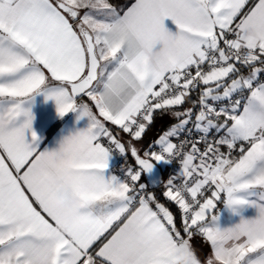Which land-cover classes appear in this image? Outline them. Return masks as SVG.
<instances>
[{
    "label": "snow or ice",
    "instance_id": "obj_1",
    "mask_svg": "<svg viewBox=\"0 0 264 264\" xmlns=\"http://www.w3.org/2000/svg\"><path fill=\"white\" fill-rule=\"evenodd\" d=\"M38 92L87 127L41 149ZM189 100L135 146L157 110ZM161 161H179L162 193L179 225L142 180ZM62 191L80 204L71 217L52 203ZM218 203L256 215L221 228ZM194 233L210 244L203 261ZM184 251L264 264V0H0V264H176Z\"/></svg>",
    "mask_w": 264,
    "mask_h": 264
},
{
    "label": "crops",
    "instance_id": "obj_2",
    "mask_svg": "<svg viewBox=\"0 0 264 264\" xmlns=\"http://www.w3.org/2000/svg\"><path fill=\"white\" fill-rule=\"evenodd\" d=\"M170 23V22H169ZM85 100H88L87 97H84ZM89 103H92L88 100ZM30 110L33 120H32V130L37 133L39 138V143L41 149L47 147L52 148L55 147L58 141L63 137L68 135L70 132H75L77 130H83L88 125V120L86 117H81L79 120L77 119L78 113L69 112L63 117H60L57 113V106L53 99L47 98L46 94L43 92H38L34 94L32 100L27 105ZM180 111V110H178ZM172 112L175 110L169 111L168 115L164 117L176 118ZM23 117L20 119V122H23ZM165 119V118H164ZM59 123L54 130L52 128L53 125ZM165 123V124H164ZM162 123L160 129H158L157 136L160 132L166 130L168 125L165 122ZM112 131L116 134L122 132L118 129L117 126L111 125L108 123L107 125ZM151 124L146 128L147 131L142 134L143 137L147 136L150 132L155 131L154 127H150ZM119 138V135H118ZM157 138V137H156ZM172 141L175 137L171 138ZM226 150V149H225ZM111 163V161H110ZM215 213L218 214L219 220L218 225L221 228H227L235 225L240 222L241 217L245 219L253 218L256 215V210L252 207H245L244 209L239 210L238 213H234L231 209L227 208L223 203H218L217 208L214 210ZM187 238V237H186ZM199 241V240H198ZM196 239H194V235L190 240V243L196 252L199 259L202 261L205 259L207 255L210 254L211 248L210 244L207 243L204 238L200 240L198 243ZM198 243V244H196Z\"/></svg>",
    "mask_w": 264,
    "mask_h": 264
},
{
    "label": "trees",
    "instance_id": "obj_3",
    "mask_svg": "<svg viewBox=\"0 0 264 264\" xmlns=\"http://www.w3.org/2000/svg\"><path fill=\"white\" fill-rule=\"evenodd\" d=\"M111 2L115 3L116 0H111ZM197 96H198V93H193V94H192V100H196V99H197ZM190 106H191V100H189L187 103H185L184 105H182V106H180V107H178V108H173V109H171L170 112H171L172 110H175V111H178V110L183 111V109L188 108V107H190ZM168 113H169V111H167V112H162L161 110H157V111L154 113V118H153V121H152L150 127H154V130H158V129H160L159 124L165 122L166 119H164V118H166V117H164V114L168 115ZM175 120H177V118H173V119H171L170 121L173 122V121H175ZM170 121H166V124H167V125H168V124H171ZM58 124H59V123L53 125L54 127L52 128V130H54V128H55ZM164 124H165V123H164ZM146 131H147V130H146ZM156 137H157V134H156L154 137L150 138V139L148 140V145H147V146H149L150 144L152 145V144L154 143V141L156 140ZM129 156L131 157V154H130V153H129ZM131 161H133V158H132V157H131ZM143 178H144V176H143ZM148 188H149V187H148ZM149 189H150V188H149ZM150 190H151L152 192L155 193V195L157 196V198L159 199V201H160L161 203H163L166 207H168V208L170 209V211H171L172 213H174V216H175L176 222H177V224L179 225V223H180V217H181V212H180V210L178 209V206H177L174 202H170L167 198H165V197L162 195V193H163V191H164L162 187H156V188H153V189H150ZM194 234H195V233H194ZM202 238H203V237H202ZM202 238H201V239H202Z\"/></svg>",
    "mask_w": 264,
    "mask_h": 264
},
{
    "label": "built area",
    "instance_id": "obj_4",
    "mask_svg": "<svg viewBox=\"0 0 264 264\" xmlns=\"http://www.w3.org/2000/svg\"><path fill=\"white\" fill-rule=\"evenodd\" d=\"M188 127L191 128L192 125L189 124ZM198 135H200V134L197 133V132H195V130H193L191 136H188L187 131H185V132H183V133L180 135L179 138L175 137V139L173 140V142L179 144L180 141L183 140V139H185L186 137H187L189 140H194ZM212 135H215V133H214V132H213V133H210V136H212ZM198 147H200V149L203 150V149H204V144L201 143V144L198 145ZM190 149H191V144H189V145L186 147L185 151H190ZM155 150H158V148H156ZM115 161H116V162H115ZM113 162H114V163H113ZM156 163H157V162H156ZM194 163H198V160H197V161H194ZM157 164L161 167V169H162V171H163V180H162V183L160 184V186H158V187H162L163 190H165V189H164V186H163V183L166 182V181L168 180V178H169L171 175H173V174L179 169V161H171V162L161 161V162H158ZM121 165H122V163H121L120 159L117 158V160L113 159V160L111 161L110 167L116 172V174L119 175V174H121V173H119L118 170H119V168H120ZM143 176H144V178H143ZM142 180H143V182L148 186V183H147V180H146V178H145L144 173L142 174ZM178 182H179V181H178ZM148 187H149V186H148ZM149 191L152 192L150 189H149ZM189 199H190V197H189Z\"/></svg>",
    "mask_w": 264,
    "mask_h": 264
},
{
    "label": "clouds",
    "instance_id": "obj_5",
    "mask_svg": "<svg viewBox=\"0 0 264 264\" xmlns=\"http://www.w3.org/2000/svg\"><path fill=\"white\" fill-rule=\"evenodd\" d=\"M57 180L59 181L60 178L58 177ZM60 211L68 217L75 215L80 208V204L78 200L70 195H67L66 192L59 193L52 202ZM192 254L188 251L178 252L176 254V264H191L192 261Z\"/></svg>",
    "mask_w": 264,
    "mask_h": 264
},
{
    "label": "rangeland",
    "instance_id": "obj_6",
    "mask_svg": "<svg viewBox=\"0 0 264 264\" xmlns=\"http://www.w3.org/2000/svg\"><path fill=\"white\" fill-rule=\"evenodd\" d=\"M168 114H169V113H168ZM165 115H166V114H164V116H165ZM165 119H166V121H170L172 118L167 116ZM170 122H171V121H170ZM146 123H147V122H146ZM177 123H178V120H175V121L171 122V124L168 125V127L166 128L165 131L160 132V134L157 136L156 140H157L161 135H163L165 132L169 131V130L172 128V126H173V125H176ZM161 126H162V123L159 124V127H160V128H161ZM147 127H148V126H147ZM157 132H158L157 130L152 131V132H150L147 136H145V137L142 136L140 140H138V141H134L135 146H136L138 149H141V150H147V149L149 148V146H151V144H150L149 146H147V145H148V140H149L150 138L154 137V136L156 135L155 133H157ZM118 135H119V138H120L123 142H125V143L130 139V137H129L127 134H124V133H122V132H120ZM156 140H155V141H156ZM152 145H153V144H152ZM126 147H127V143H126ZM154 150H155V149H154ZM129 153H130V152L127 153L128 163L132 164L133 161H131V157L129 156ZM117 158L120 159V161H121L122 164L124 163V158H123L122 156L118 155V154H117V155H114V156L112 157L111 161H112L113 159L117 160ZM115 162H116V161H115ZM113 163H114V162H113ZM110 164H111V163H110ZM117 175H118V174H117ZM201 238H202V236H200L198 233H195V234H194V239H196V241L199 240L198 243H200ZM198 243H196V244H198Z\"/></svg>",
    "mask_w": 264,
    "mask_h": 264
},
{
    "label": "water",
    "instance_id": "obj_7",
    "mask_svg": "<svg viewBox=\"0 0 264 264\" xmlns=\"http://www.w3.org/2000/svg\"><path fill=\"white\" fill-rule=\"evenodd\" d=\"M144 175L150 189L156 188L162 183L163 171L156 162H154L151 172L144 173Z\"/></svg>",
    "mask_w": 264,
    "mask_h": 264
}]
</instances>
